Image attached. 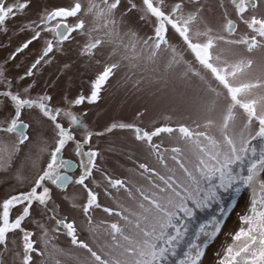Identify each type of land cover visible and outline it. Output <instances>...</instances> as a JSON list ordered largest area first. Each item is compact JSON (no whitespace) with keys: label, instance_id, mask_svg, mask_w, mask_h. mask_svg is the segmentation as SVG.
<instances>
[{"label":"snow or ice","instance_id":"obj_1","mask_svg":"<svg viewBox=\"0 0 264 264\" xmlns=\"http://www.w3.org/2000/svg\"><path fill=\"white\" fill-rule=\"evenodd\" d=\"M33 2L0 0V31L7 33L8 22L26 16ZM121 4L68 0L53 7L44 4L35 19L20 20L18 31L28 35L9 61L35 42L43 40V45L18 78H9L0 68V172L15 167L17 184H27L0 199V264L8 254L14 264H200L208 242L221 232L222 220L214 217L199 224L195 240H187L180 253L189 222L197 211L220 205L221 192L234 194L235 202L245 189L251 191L248 212L240 217L241 226L218 264H264V0H216L218 24L211 17V0H128L127 8ZM131 12L150 25V35L139 34ZM77 37L78 56L99 66L88 94L69 100L67 107L55 105L47 92L33 96L35 80L23 82L38 77L64 53L65 43ZM105 46L106 58L98 59ZM141 59L153 64L162 59L167 71L178 74L186 85L178 100L191 122L173 123L169 115L167 123L150 130L124 122L104 131L89 130L86 113L72 108L97 103L122 64L135 68ZM28 113L35 121L26 120ZM45 128L51 130L50 139ZM115 130L131 132L164 171L134 161L145 181L139 185L103 170L98 164L101 152L92 141ZM162 134L176 145L154 142ZM69 145L74 146L75 162L64 158ZM166 153L175 167L169 166ZM27 162L31 177L24 175ZM75 169L79 174L73 176ZM94 173L101 174L102 185ZM70 185L83 192L81 203L76 196H65L79 220L54 200V189L66 192ZM101 187L114 206L101 203L96 190ZM121 193L134 208L120 202ZM97 211L115 219L97 220ZM225 211L221 206V216ZM61 238L64 246L58 243Z\"/></svg>","mask_w":264,"mask_h":264},{"label":"rangeland","instance_id":"obj_2","mask_svg":"<svg viewBox=\"0 0 264 264\" xmlns=\"http://www.w3.org/2000/svg\"><path fill=\"white\" fill-rule=\"evenodd\" d=\"M68 0H34L33 5L26 16L18 17L16 20L8 22L7 33L0 31V68H3L9 78H18L26 68L30 65L33 58L43 45V40L35 42L30 46L29 50L17 57L15 61H9L10 54L15 48L26 38L27 33L18 31L21 19H35L36 13L40 7L47 4L50 7L58 6L67 3ZM139 0H137V3ZM122 8L128 7V0H122ZM211 17L214 23L220 21V9L217 7L216 0H211ZM129 18L134 22L135 27L141 36L151 34L150 25L144 21L137 19L135 12L129 13ZM242 29L238 30L239 32ZM81 38L77 37L75 41L66 42L64 45V53L57 54L54 61L47 65L38 77L30 80H25V85L32 83L35 80V85L32 90L33 96L38 93L47 92L53 97V103L57 106H69L68 101L75 98L79 94H88L90 81L99 70V66L94 63H89L86 58L78 56V49ZM109 48L107 46L100 49L98 59H105ZM137 67L130 68L125 62L116 74L106 84L102 90L101 99L95 104H87L74 106L72 110L77 114L83 115L84 123L89 130L104 131L112 123L124 122L133 123L146 130L152 129L162 123H167L166 116H171L173 123L179 121L190 123L184 114V108L179 103L180 97L186 89L178 78L176 72L166 70L164 61L158 60L155 64L141 59L135 62ZM4 103L0 100V104ZM26 120L35 121V116L28 113ZM83 130L78 131L79 133ZM44 134L47 138H51L50 129L45 128ZM154 142L162 144L163 147L171 148L176 145V141L170 138L167 134H162L160 137L154 138ZM257 144L256 141L253 142ZM93 146L99 148L101 157L98 158V164L109 175L114 178H124L132 183L144 185L145 181L136 172V164L134 161L147 163L150 167L156 168L157 171L163 172L164 169L157 163L155 158L151 156L147 148L135 141L134 135L128 131L115 130L103 137H94ZM169 156L168 153L165 154ZM64 158L72 161H77L78 158L74 155V146L69 147L64 152ZM47 160V156L43 157ZM170 167H175L173 162L168 158ZM19 164L17 162L16 167ZM15 167L10 172H0V199L5 198L11 193L18 190H23L27 187L19 185L14 179L13 173ZM33 169L31 162H27L24 168V175L31 177ZM79 174V169H75L73 176ZM179 175V171H177ZM94 179L101 185L104 183L100 173H94ZM93 186L94 185H90ZM101 193L100 201L102 204L112 207L115 201L103 195V189L97 188ZM76 196L77 203L83 200V192L76 185H70L66 192L54 189V200L61 205V209L69 216H74L79 220V212L74 210L71 203L65 199V196ZM222 201L220 205H212L204 211H197L196 219L189 222V234L185 244L181 245L180 253L186 250L187 240H195L194 232L201 223H206L212 218L222 220L221 232L212 241L208 242V247L205 249V255L202 257L200 264H218V261L224 256L227 246L232 244V235L239 229L240 217L248 212L251 199V191L248 189L242 190L239 196H235L231 192H221ZM121 203L130 208H134L133 201L121 193L118 196ZM221 206L226 210L221 216ZM231 209L227 211V207ZM228 208V209H229ZM97 220H111L115 217H108L103 212L95 213ZM32 227V225H28ZM204 239L196 241L201 243ZM62 246L65 241L61 238L58 241ZM178 258H183L178 254ZM175 260L177 258H170ZM5 264H14L12 254L5 256Z\"/></svg>","mask_w":264,"mask_h":264}]
</instances>
